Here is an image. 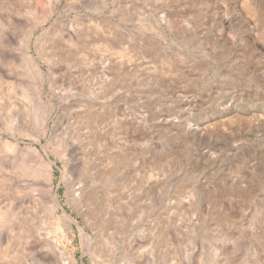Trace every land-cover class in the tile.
<instances>
[{
  "label": "rangeland",
  "instance_id": "374dc122",
  "mask_svg": "<svg viewBox=\"0 0 264 264\" xmlns=\"http://www.w3.org/2000/svg\"><path fill=\"white\" fill-rule=\"evenodd\" d=\"M0 212V264H264V0H0Z\"/></svg>",
  "mask_w": 264,
  "mask_h": 264
},
{
  "label": "bare ground",
  "instance_id": "6f19581e",
  "mask_svg": "<svg viewBox=\"0 0 264 264\" xmlns=\"http://www.w3.org/2000/svg\"><path fill=\"white\" fill-rule=\"evenodd\" d=\"M31 58V57H30ZM31 60V59H30ZM31 63H32V65H33V67H37V62H36V60H33L32 59V61H31ZM32 149V151H34L35 153H38L37 151H36V149H34V148H31ZM77 202L79 201V199L78 200H76ZM1 212H0V216H1ZM47 243H49V244H51V242H50V240H49V235L47 234ZM51 238V237H50Z\"/></svg>",
  "mask_w": 264,
  "mask_h": 264
}]
</instances>
